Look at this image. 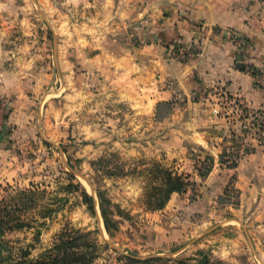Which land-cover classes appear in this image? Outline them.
<instances>
[{
  "label": "crops",
  "instance_id": "obj_1",
  "mask_svg": "<svg viewBox=\"0 0 264 264\" xmlns=\"http://www.w3.org/2000/svg\"><path fill=\"white\" fill-rule=\"evenodd\" d=\"M39 1L55 25L49 29L58 40L55 59L66 71L68 99L82 97L84 114L95 103L106 106L107 127L125 103L133 115L146 116V129H161L165 161L199 188L192 209L215 206L228 187L238 190L236 209H228L264 257V145L250 139L254 149L237 167L221 163L234 134L248 124L246 115L264 120V92L256 84L264 71V0ZM20 23L0 28V147L30 130L38 100L55 80L47 49L53 35ZM230 32L247 38L250 48L242 51ZM161 104L169 112L160 115ZM206 157L214 166L202 178L196 163ZM185 206L177 194L168 204ZM221 241L226 255L235 253V239Z\"/></svg>",
  "mask_w": 264,
  "mask_h": 264
},
{
  "label": "rangeland",
  "instance_id": "obj_2",
  "mask_svg": "<svg viewBox=\"0 0 264 264\" xmlns=\"http://www.w3.org/2000/svg\"><path fill=\"white\" fill-rule=\"evenodd\" d=\"M22 20L48 36L55 28L39 0H0V28H22ZM51 35L53 89L38 100L30 130L0 147V203L5 200L24 225L5 235L13 252L9 262L36 263L60 247L74 264H264L230 209L237 207L238 190L228 187L215 206L192 209L199 188L165 161L161 129H146V116L133 115L125 103L115 126L107 127L106 106L95 103V111L84 114L82 97L68 99L54 29ZM246 116L248 124L224 152L225 166H238L253 151L248 140H262L256 116ZM131 117L138 123L132 125ZM196 166L206 178L214 162L206 157ZM175 194L185 207L168 208ZM227 237L238 243L229 255L221 248Z\"/></svg>",
  "mask_w": 264,
  "mask_h": 264
},
{
  "label": "trees",
  "instance_id": "obj_3",
  "mask_svg": "<svg viewBox=\"0 0 264 264\" xmlns=\"http://www.w3.org/2000/svg\"><path fill=\"white\" fill-rule=\"evenodd\" d=\"M168 108L170 110L169 104H161L158 106V110H161L160 115H163V109ZM168 110V112H169ZM237 164L234 165L236 167ZM8 209H11V206L7 204L5 200L0 203V264H12L11 261V254L13 256V252L9 247L8 242L5 239V235L8 231H12L14 229H20L24 227L22 222H19L16 219L12 218V212ZM60 247H57L53 250L54 255H48L45 258L37 261L36 263L30 264H74L75 261L70 259L68 256V252L64 254V252L60 253ZM10 254L9 256H5L4 253ZM27 252H23L22 256H26ZM64 256V257H63ZM17 264H26V261L21 260Z\"/></svg>",
  "mask_w": 264,
  "mask_h": 264
},
{
  "label": "built area",
  "instance_id": "obj_4",
  "mask_svg": "<svg viewBox=\"0 0 264 264\" xmlns=\"http://www.w3.org/2000/svg\"><path fill=\"white\" fill-rule=\"evenodd\" d=\"M230 33H231V41L235 43L237 46H239L242 51L244 50L246 51L250 48V42L248 41L247 38L235 32H230ZM184 56L187 57L186 54H184ZM256 84L264 92V71L256 74ZM236 110L241 111V113L248 112L246 111V109L244 110L242 106H237ZM252 116H256L255 117L256 123L254 124V128L257 129L260 136L262 137L261 138L262 140L261 141L259 140L260 144L264 145V120L260 114H252ZM242 152L244 153V149L242 150ZM243 158L244 156L243 157L239 156V160H242Z\"/></svg>",
  "mask_w": 264,
  "mask_h": 264
}]
</instances>
